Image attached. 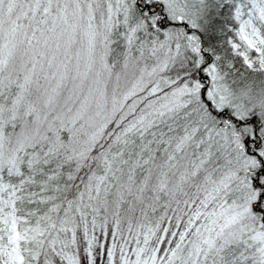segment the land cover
<instances>
[{"label":"snow or ice","instance_id":"6c2138e0","mask_svg":"<svg viewBox=\"0 0 264 264\" xmlns=\"http://www.w3.org/2000/svg\"><path fill=\"white\" fill-rule=\"evenodd\" d=\"M0 264H264V0H0Z\"/></svg>","mask_w":264,"mask_h":264}]
</instances>
